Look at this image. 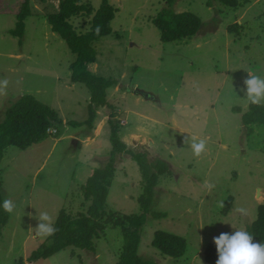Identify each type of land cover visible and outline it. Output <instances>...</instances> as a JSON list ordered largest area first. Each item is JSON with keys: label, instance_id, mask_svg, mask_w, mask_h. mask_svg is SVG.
<instances>
[{"label": "rangeland", "instance_id": "374dc122", "mask_svg": "<svg viewBox=\"0 0 264 264\" xmlns=\"http://www.w3.org/2000/svg\"><path fill=\"white\" fill-rule=\"evenodd\" d=\"M21 0H0V7ZM93 10L101 0H87ZM115 8L112 31L93 42L96 61L88 68L116 84L106 91L110 106L96 109L92 126L71 125L89 118V89L70 81L75 55L46 15L59 0H29L21 37L10 34L12 11L0 12V120L20 96L33 95L56 110L62 120L56 134H46L26 149L9 145L0 160V197L15 208L0 226V264H114L121 251L120 227L107 224L94 240V251L68 246L47 258L28 257L48 237L36 234L38 213L55 220L61 209L71 215L86 210L82 184L94 168L104 167L111 144L110 116L120 121L119 136L133 153H145L147 164L164 160L168 173L158 175L152 202L140 229L138 254L152 264H209L205 248L221 232L246 230L264 203V128L250 135L241 123L249 103L241 88L247 71L264 77V0H238L236 8L206 0H176L172 8L201 19L189 39L162 42L152 18L166 0H108ZM3 4V5H2ZM90 16L77 15V32L89 28ZM238 24L237 32L227 27ZM138 91L149 95L142 96ZM239 107L241 112L232 111ZM195 136L206 140L196 156ZM80 146L77 148V143ZM77 142V141H76ZM114 178L105 208L139 214L137 197L143 182L128 152L116 153ZM258 191L260 195H258ZM232 202L224 211L227 198ZM243 209L244 211H240ZM153 212H161L155 217ZM156 230L185 239L179 258L162 255L151 245Z\"/></svg>", "mask_w": 264, "mask_h": 264}, {"label": "trees", "instance_id": "16d2710c", "mask_svg": "<svg viewBox=\"0 0 264 264\" xmlns=\"http://www.w3.org/2000/svg\"><path fill=\"white\" fill-rule=\"evenodd\" d=\"M176 0H166V4L152 18L153 25L159 31L162 42H172L193 37L201 26V19L191 11H175L172 8ZM213 2L220 5L236 8L240 5L238 0H206L207 6L211 7ZM1 5V4H0ZM3 5V4H2ZM2 11H12L16 14V24L10 29V34L21 37L24 30V21L29 15V0H21L13 5H3ZM57 10L48 13L46 20L53 32L64 39L75 59L70 64V81L85 85L90 91L87 112L89 118L82 122H70L71 125L88 124L92 126L96 109L101 106H110L106 100V91L116 84L112 78L96 75L89 68L90 63L96 61L97 52L93 42L111 33V21L115 15V8L108 0H101L97 9L93 10L87 0H59ZM77 15L90 16L89 28L85 32H77L71 23V18ZM99 29V31H97ZM238 24L234 23L227 27L231 33L237 32ZM232 111L241 112L239 107H233ZM115 114L110 116L109 140L111 150L104 167L94 168L90 172L84 184L82 192L85 201H88L86 210L71 215L61 209L54 220L58 229L54 235L48 236L46 242L40 244L31 252L28 261L47 258L52 254L73 246L78 249L94 251V240L103 234L107 224L120 227L122 234V247L114 264H152L144 260L138 254L140 243V229L145 222L146 213L152 202L154 186L158 175L168 173L167 164L164 160L157 159L153 165L147 164L145 153H133L127 148L119 136L120 121L114 120ZM241 123L246 127V134L250 135L253 125H262L264 128V106L254 104L248 105L246 111L241 112ZM62 124L56 110L38 101L33 95L25 94L11 103L0 120V160L4 149L13 145L20 149H26L37 143L46 134V129L53 127L58 132L57 125ZM77 148L80 141L76 140ZM128 152L136 161L143 182L141 194L137 197L141 212L139 214H119L108 211L105 202L109 187L114 178L116 153ZM232 197L229 196L225 203L224 211L229 208ZM153 216L162 217L161 212H153ZM8 218L5 215L0 197V226ZM253 236L254 242L264 243V203L257 206V217L246 229ZM151 245L162 255L179 258L185 251V239L172 232L156 230L151 240ZM205 260L209 264H215L218 259L216 247L209 244L205 248ZM19 264H23L19 260Z\"/></svg>", "mask_w": 264, "mask_h": 264}, {"label": "clouds", "instance_id": "9594fccd", "mask_svg": "<svg viewBox=\"0 0 264 264\" xmlns=\"http://www.w3.org/2000/svg\"><path fill=\"white\" fill-rule=\"evenodd\" d=\"M99 31V29H97ZM244 78V86L241 91L244 92V98L250 104L264 106V77L254 75L247 71ZM7 78L0 80V92L8 87ZM191 147L194 155L199 156L206 147V140L193 136L191 138ZM3 208L6 212H13L15 205L10 199H5ZM240 211H244L241 209ZM36 219V234L38 236L48 237L54 235L58 230L55 227L53 218L48 212L38 213ZM218 253V259L215 264H264V243L254 242L253 236L246 230L239 229L232 233L221 232L213 237Z\"/></svg>", "mask_w": 264, "mask_h": 264}, {"label": "built area", "instance_id": "2783aa9c", "mask_svg": "<svg viewBox=\"0 0 264 264\" xmlns=\"http://www.w3.org/2000/svg\"><path fill=\"white\" fill-rule=\"evenodd\" d=\"M46 132L49 133V134H53V133L56 132V129L53 128V127H49V128L46 129Z\"/></svg>", "mask_w": 264, "mask_h": 264}, {"label": "water", "instance_id": "95a60500", "mask_svg": "<svg viewBox=\"0 0 264 264\" xmlns=\"http://www.w3.org/2000/svg\"><path fill=\"white\" fill-rule=\"evenodd\" d=\"M138 92H139L140 95H142L144 97L147 96L149 98V95L147 93H145L143 91H138ZM74 143H76V140H74Z\"/></svg>", "mask_w": 264, "mask_h": 264}, {"label": "bare ground", "instance_id": "6f19581e", "mask_svg": "<svg viewBox=\"0 0 264 264\" xmlns=\"http://www.w3.org/2000/svg\"><path fill=\"white\" fill-rule=\"evenodd\" d=\"M258 195H260L259 191H258Z\"/></svg>", "mask_w": 264, "mask_h": 264}]
</instances>
